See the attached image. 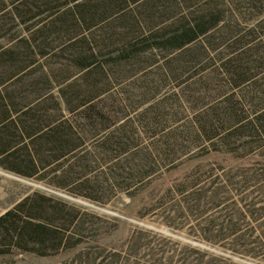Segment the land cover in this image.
Masks as SVG:
<instances>
[{"label":"trees","instance_id":"obj_1","mask_svg":"<svg viewBox=\"0 0 264 264\" xmlns=\"http://www.w3.org/2000/svg\"><path fill=\"white\" fill-rule=\"evenodd\" d=\"M172 85L186 90L183 131L171 128ZM261 140L264 0H0L1 170L106 204L139 194L185 144L237 160ZM217 194L185 198L200 238L264 261V198ZM121 225L35 190L0 216V256L233 261L190 244L180 257L143 228L107 242Z\"/></svg>","mask_w":264,"mask_h":264},{"label":"rangeland","instance_id":"obj_2","mask_svg":"<svg viewBox=\"0 0 264 264\" xmlns=\"http://www.w3.org/2000/svg\"><path fill=\"white\" fill-rule=\"evenodd\" d=\"M168 92L172 100L180 98V102L171 101L173 106L170 109L174 115L171 128L183 131L189 121L190 110L186 103V90L182 91L180 87L172 85ZM208 152L205 147L186 148L185 144L173 157L172 163L158 168L153 181L146 184L139 194L133 197L120 194L114 198H105L106 204L54 190L0 169V216L13 208L22 197L39 190L99 217L120 219L121 229L107 238V242L121 247L137 228H143L159 235V241L155 242L158 248H175L180 257L185 254L184 246L190 244L208 249L216 255L229 256L233 260V263L222 264H264V261L231 255L223 245H213L202 240L199 236V220H196V216L186 214L185 199L211 198L215 190L218 193L215 198H264V140L259 141L258 147L239 155L237 160L230 155ZM74 256L72 252L45 258L16 253L0 256V264H71Z\"/></svg>","mask_w":264,"mask_h":264}]
</instances>
